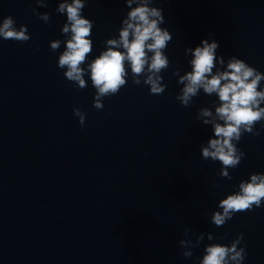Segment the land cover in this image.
Segmentation results:
<instances>
[{
	"label": "water",
	"instance_id": "water-1",
	"mask_svg": "<svg viewBox=\"0 0 264 264\" xmlns=\"http://www.w3.org/2000/svg\"><path fill=\"white\" fill-rule=\"evenodd\" d=\"M172 32L162 70L166 88L151 94L129 79L92 105L94 88L77 89L56 65L48 41L62 37L65 17L35 0H0V17L24 23L30 38H0V264H195L180 254L184 234L214 233L224 242L243 233V264H264V201L238 211L221 226L209 219L217 200L252 171H264V129L245 132V152L232 179L217 175L219 161L203 159L199 144L210 127L196 119L211 106L202 91L188 106L175 99L171 67L183 71L184 46L209 31L218 52L235 53L264 72V0H154ZM48 11L45 23L32 12ZM123 0H87L93 48L115 33ZM87 79V77H86ZM85 111L83 126L73 115ZM258 127L259 125H255ZM194 239L195 237L192 236Z\"/></svg>",
	"mask_w": 264,
	"mask_h": 264
},
{
	"label": "clouds",
	"instance_id": "clouds-1",
	"mask_svg": "<svg viewBox=\"0 0 264 264\" xmlns=\"http://www.w3.org/2000/svg\"><path fill=\"white\" fill-rule=\"evenodd\" d=\"M124 14L115 33L101 41L103 47L89 55L93 48L92 28L94 21L83 14L87 0H57L54 11L65 19L60 26L62 37L48 41L55 51L56 65L72 86L80 89L90 82L94 88L92 105L100 109L102 99L115 94L130 79L134 84H145L151 94H160L166 88L162 70H167L170 59L165 51L172 39V32L164 23V10L154 0H123ZM35 4L47 7L46 0H35ZM32 12L45 23L48 11ZM0 38L27 41L30 33L24 23L16 24L9 13L0 17ZM219 41L209 31L198 43L184 46L188 67H171V75L179 85L175 94L181 105L188 106L202 91L213 97L211 106L197 108L196 119L210 127V134L199 144L203 159L219 161L217 175L229 180V171L245 156L237 142L245 132L259 135L264 129V72L235 53L225 57L218 52ZM87 77V79H86ZM73 115L83 126L86 113L79 107L72 108ZM259 125L256 127L255 125ZM264 201V171H252L241 178L233 190L225 192L209 214L214 225L221 226L234 213L260 207ZM177 241L180 254L192 256L194 247L203 244L195 264H243L247 256L243 233L237 232L227 242L217 239L213 232L200 231L189 235L187 227Z\"/></svg>",
	"mask_w": 264,
	"mask_h": 264
}]
</instances>
